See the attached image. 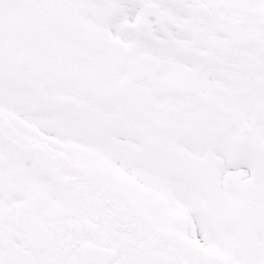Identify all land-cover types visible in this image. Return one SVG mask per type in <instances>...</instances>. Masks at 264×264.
I'll return each mask as SVG.
<instances>
[{
	"label": "snow or ice",
	"instance_id": "snow-or-ice-1",
	"mask_svg": "<svg viewBox=\"0 0 264 264\" xmlns=\"http://www.w3.org/2000/svg\"><path fill=\"white\" fill-rule=\"evenodd\" d=\"M0 264H264V0H0Z\"/></svg>",
	"mask_w": 264,
	"mask_h": 264
}]
</instances>
